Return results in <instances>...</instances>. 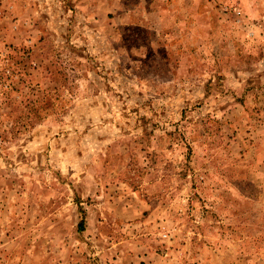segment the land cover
I'll use <instances>...</instances> for the list:
<instances>
[{"label":"rangeland","instance_id":"rangeland-1","mask_svg":"<svg viewBox=\"0 0 264 264\" xmlns=\"http://www.w3.org/2000/svg\"><path fill=\"white\" fill-rule=\"evenodd\" d=\"M0 264H264V0H0Z\"/></svg>","mask_w":264,"mask_h":264}]
</instances>
